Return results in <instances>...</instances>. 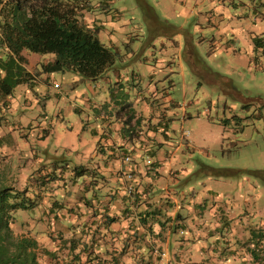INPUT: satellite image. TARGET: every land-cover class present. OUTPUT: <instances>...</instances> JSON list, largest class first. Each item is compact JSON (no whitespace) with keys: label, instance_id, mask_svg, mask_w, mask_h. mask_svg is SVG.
I'll list each match as a JSON object with an SVG mask.
<instances>
[{"label":"rangeland","instance_id":"1","mask_svg":"<svg viewBox=\"0 0 264 264\" xmlns=\"http://www.w3.org/2000/svg\"><path fill=\"white\" fill-rule=\"evenodd\" d=\"M86 1L105 22L97 31L98 39L118 51L115 68H125L128 78L132 70L144 74V86L165 98L162 107L166 106L170 140L166 143L162 132L158 135L168 144L162 145L167 150L180 144L172 166L173 173L177 170V187L201 193L210 184L216 202L232 211L228 222L243 213L264 232V180L252 173L264 172V0H109L108 14L104 0ZM111 13L118 16L111 20ZM24 53V66H32V77L13 87L7 113L12 123H20L14 129L15 140L28 132L30 145L51 168L81 160L82 151L89 149L77 143L76 128L87 112L97 113L84 100L110 98L113 82L84 79L73 72H43L41 65L34 66L50 54ZM144 96L147 108L154 111V101L149 94ZM6 97L0 94L2 108L10 104ZM114 98L117 107L128 103L143 113L142 100L136 103L140 97L127 85ZM37 133L43 137L37 138ZM20 147L15 144L10 158L18 155L21 162ZM5 160L1 162L7 164ZM6 174L13 182L17 177L19 187L21 170L6 167ZM31 198L37 200L36 195ZM23 212L32 217V210ZM16 213L15 220H21L22 212ZM40 216L30 221L27 234L43 247L48 244L39 241L38 234L46 233L50 239L48 231L58 222L47 223ZM11 227L22 234L16 225ZM131 254L136 261V250ZM248 254L240 264H256ZM39 260L45 262L47 257L40 255Z\"/></svg>","mask_w":264,"mask_h":264},{"label":"crops","instance_id":"2","mask_svg":"<svg viewBox=\"0 0 264 264\" xmlns=\"http://www.w3.org/2000/svg\"><path fill=\"white\" fill-rule=\"evenodd\" d=\"M103 2V10L107 12L110 1ZM117 16L111 13L108 17L113 20ZM82 21L97 31L105 24L97 18L92 6H88L83 12ZM105 46L114 48L113 45ZM24 52L26 51H23L25 56ZM27 58L30 60V56ZM51 59L52 55H47L34 67ZM148 61L143 58V62ZM26 69L32 73V66L27 65ZM124 69L115 68L112 78L109 72L106 77L100 78L113 82L109 88L110 98L98 95L84 100L85 104L92 106L97 112H87L86 118L76 128V135H80L77 143L87 147L89 151H82L85 154L83 153L81 160L66 163L64 167L56 165L51 168L48 162L43 163L36 148L30 145L28 132L26 136L23 135V139L15 140L14 129L20 123L14 122L15 125L7 118L11 108V95L6 97L10 100V104L5 105V108L10 106L7 110L0 103V151L7 149L10 152L15 144L21 145L22 180L28 185L30 197L37 196V200L31 198L38 205L37 210L29 219L22 211V221L30 224V221L41 219L42 215L47 223L58 222L62 228L59 229L57 224L51 226L48 231V235L52 236L50 239H46V233L38 234L42 235L39 241L54 249L61 238L75 237L85 220L86 226L98 227L97 231L105 235L104 240L112 243V248L116 250L121 248V240L128 235L132 238L135 234L137 237H144L149 249L136 250V261L131 260V251L128 252L124 256L129 257L128 261L124 260L127 262L125 264H240L242 260H247L252 249L261 251L263 255L262 228L252 221L249 223L243 213L234 215L235 219L228 222L232 211L216 202L210 184H206L201 193L177 187V170L173 173L172 166L180 144L167 150L164 146L168 144L158 135V132H162L164 141L167 143L170 140L166 133V106L162 107L165 98L161 93L144 86V74L132 70L128 78L124 76ZM124 85L136 92L140 97L135 99L136 103L142 100L143 105V113L139 114L131 106L140 124L133 125L132 122L130 130H126L128 126L126 128L124 125L125 113L121 106L117 107L113 103L115 94L124 89ZM54 86L59 87L58 84ZM144 94H149L151 101H154V111L147 108L150 105L145 101L147 97ZM134 129L138 131V135L133 134ZM37 131H40V126ZM36 136L43 137L39 133ZM185 137L182 136L183 139ZM127 155L130 157L129 162L124 160ZM146 157H150L152 164L147 163L149 158ZM76 167H79L82 174L75 172ZM64 192L65 196L62 197ZM47 205L49 207L44 210ZM154 210H160V215L156 217L164 224H157L155 219H150L149 231L137 221V214ZM152 216L153 213L150 214ZM106 217L115 219L107 231L102 227ZM89 232L87 236L83 235L85 241L90 239ZM128 246L127 251L131 250L133 244L130 242ZM140 255H143L144 261H139ZM255 261L256 264H264L263 258Z\"/></svg>","mask_w":264,"mask_h":264},{"label":"trees","instance_id":"3","mask_svg":"<svg viewBox=\"0 0 264 264\" xmlns=\"http://www.w3.org/2000/svg\"><path fill=\"white\" fill-rule=\"evenodd\" d=\"M88 6L85 0H0V94L3 97L11 95L14 86L28 83L32 77L24 66V50L52 55L51 60L41 64V70L47 73L73 72L84 79L97 80L115 70L118 51L101 43L97 29L86 26L82 21L83 12ZM121 108L125 113L124 125L128 126L126 130L131 129L132 122L133 125L140 124L128 103ZM133 134L138 135V131L134 129ZM0 154L3 160L5 155L8 160L4 164L0 159V264H125L123 258L128 252L139 248L149 249L145 238L135 234L133 238L129 235L124 237L121 248L116 250L112 248V243L104 240L105 235L97 231L98 227L86 226V220L75 237L61 238L55 249L40 246L35 238L27 234L30 224L22 221L24 218L15 220L17 211L32 210L33 213L38 208L31 201L28 185L23 183L22 177H19L21 184L16 187L17 177L13 182L12 177L6 174V167L19 172L22 159L20 162L18 155L10 158L11 153L7 149L1 150ZM147 163L152 164L150 158ZM74 170L78 175L82 174L79 167ZM252 173L264 180V172ZM152 213L154 216L150 217ZM158 215L160 210L146 211L137 214V221L150 231L151 220L164 224L156 217ZM77 217L79 219V215ZM114 220L113 217H106L102 227L107 231ZM13 224L22 230V234L14 233ZM89 229H92L91 232ZM88 232L91 236L85 241L83 235L87 236ZM130 242L133 247L127 251ZM262 254L259 250H251L255 260L264 259V251ZM40 255L46 256L47 260L41 263ZM138 259L144 261L143 255Z\"/></svg>","mask_w":264,"mask_h":264},{"label":"built area","instance_id":"4","mask_svg":"<svg viewBox=\"0 0 264 264\" xmlns=\"http://www.w3.org/2000/svg\"><path fill=\"white\" fill-rule=\"evenodd\" d=\"M129 159H130V158H129L128 155L124 157V160H126V161H128ZM130 188H132V187H130Z\"/></svg>","mask_w":264,"mask_h":264}]
</instances>
